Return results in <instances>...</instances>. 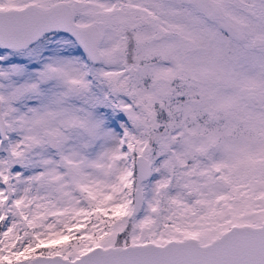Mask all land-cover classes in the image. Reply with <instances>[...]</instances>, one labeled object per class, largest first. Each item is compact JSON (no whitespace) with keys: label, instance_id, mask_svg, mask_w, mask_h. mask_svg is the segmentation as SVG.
Segmentation results:
<instances>
[{"label":"snow or ice","instance_id":"snow-or-ice-1","mask_svg":"<svg viewBox=\"0 0 264 264\" xmlns=\"http://www.w3.org/2000/svg\"><path fill=\"white\" fill-rule=\"evenodd\" d=\"M0 264H264V0H0Z\"/></svg>","mask_w":264,"mask_h":264}]
</instances>
